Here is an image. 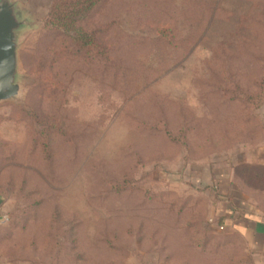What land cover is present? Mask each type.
I'll return each instance as SVG.
<instances>
[{
    "label": "rangeland",
    "instance_id": "374dc122",
    "mask_svg": "<svg viewBox=\"0 0 264 264\" xmlns=\"http://www.w3.org/2000/svg\"><path fill=\"white\" fill-rule=\"evenodd\" d=\"M15 1L29 24L20 93L0 103L4 263L234 262L240 241L211 218L232 184L263 193L264 0H103L80 23L111 60L48 24L56 0Z\"/></svg>",
    "mask_w": 264,
    "mask_h": 264
},
{
    "label": "crops",
    "instance_id": "0c3cea01",
    "mask_svg": "<svg viewBox=\"0 0 264 264\" xmlns=\"http://www.w3.org/2000/svg\"><path fill=\"white\" fill-rule=\"evenodd\" d=\"M231 186L229 191L234 192L228 196L225 194L216 201L211 218L241 243L240 251L232 248V252L229 253L234 255L237 261L233 262L230 257L232 261L225 264H264V186L257 189L263 193L258 195L256 201L248 199L249 196L246 197L243 193L237 195L235 189L237 186L235 184ZM0 198V212L4 213V197L0 195ZM3 238L4 234L0 236V264H11L4 263Z\"/></svg>",
    "mask_w": 264,
    "mask_h": 264
},
{
    "label": "trees",
    "instance_id": "16d2710c",
    "mask_svg": "<svg viewBox=\"0 0 264 264\" xmlns=\"http://www.w3.org/2000/svg\"><path fill=\"white\" fill-rule=\"evenodd\" d=\"M101 1L103 0H72L71 3L66 2L63 8H59L60 1L56 0L47 22L61 28L66 35L70 36L75 52L86 54L88 57L97 56L111 60V45H109L107 37H98L97 32H92L91 29L80 23ZM110 27L106 26L105 30ZM156 34L168 42L172 41L169 24L161 23ZM256 98L260 97L254 96V99Z\"/></svg>",
    "mask_w": 264,
    "mask_h": 264
},
{
    "label": "water",
    "instance_id": "95a60500",
    "mask_svg": "<svg viewBox=\"0 0 264 264\" xmlns=\"http://www.w3.org/2000/svg\"><path fill=\"white\" fill-rule=\"evenodd\" d=\"M29 24L15 0H0V103L17 98L19 81V33Z\"/></svg>",
    "mask_w": 264,
    "mask_h": 264
},
{
    "label": "built area",
    "instance_id": "2783aa9c",
    "mask_svg": "<svg viewBox=\"0 0 264 264\" xmlns=\"http://www.w3.org/2000/svg\"><path fill=\"white\" fill-rule=\"evenodd\" d=\"M6 221H8V216L5 214H0V224L5 223Z\"/></svg>",
    "mask_w": 264,
    "mask_h": 264
}]
</instances>
